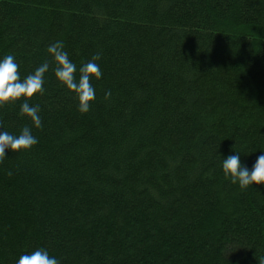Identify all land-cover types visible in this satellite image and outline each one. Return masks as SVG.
<instances>
[{"label":"trees","instance_id":"trees-1","mask_svg":"<svg viewBox=\"0 0 264 264\" xmlns=\"http://www.w3.org/2000/svg\"><path fill=\"white\" fill-rule=\"evenodd\" d=\"M56 40L77 67L102 53L87 113L53 74ZM6 54L21 78L50 68L29 98L38 142L0 160V264L38 247L60 264L264 260V185L221 169L233 145L249 168L264 151V0H0ZM21 100L0 107L9 132L31 123Z\"/></svg>","mask_w":264,"mask_h":264},{"label":"clouds","instance_id":"clouds-1","mask_svg":"<svg viewBox=\"0 0 264 264\" xmlns=\"http://www.w3.org/2000/svg\"><path fill=\"white\" fill-rule=\"evenodd\" d=\"M46 51L51 57L52 71L57 82L73 93L77 101V111L81 114L87 113L96 98V90L91 81L100 79L103 75L97 63L102 53H94L89 60L77 67V64L69 58L62 40L47 45ZM18 68L14 55L6 54L0 57V107L22 98L19 115L27 117L31 123L24 125L18 133L9 132L0 125V160L5 158L6 150L12 152L29 150L38 142L32 129L42 127L40 107L37 104H30L29 98L44 92V77L49 71L50 64L45 60L23 78ZM110 96L111 90L104 93L105 100ZM221 169L226 177H230L233 184H238L242 189L253 185H264V151L260 152L249 168L241 163L240 153L234 150L233 145V152L222 159ZM8 174L11 175V172ZM15 264H60V260L50 255L46 248L38 247L30 253L21 254ZM260 264H264V260Z\"/></svg>","mask_w":264,"mask_h":264}]
</instances>
